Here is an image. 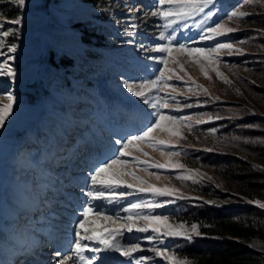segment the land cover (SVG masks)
<instances>
[{"label": "rangeland", "instance_id": "obj_1", "mask_svg": "<svg viewBox=\"0 0 264 264\" xmlns=\"http://www.w3.org/2000/svg\"><path fill=\"white\" fill-rule=\"evenodd\" d=\"M220 1L215 0L212 10L216 15L210 19L205 20L202 13L165 29L162 27L165 21L151 15L157 10L155 0H28L27 6L19 10L0 0V4L7 5L4 12L0 11V23H4L0 32L19 29L15 36L0 35V53L3 54L0 64L7 62L17 73L14 82L0 76V104L8 103L7 92L17 97L12 115L5 128L0 129V264H42L50 260L57 264L56 251L71 255L74 213L85 207L87 201L81 192V189L87 190L86 177L100 160L111 155L108 148L112 141L141 127L151 111L123 85L125 81L138 84L141 79L155 78L156 69L161 65L149 57L161 55L154 51L160 43H165L159 40L160 32L173 35V44L211 48L219 41L232 43L244 51L243 54H220L217 67L230 84L224 83L210 68L211 79L206 78L200 64L193 62L195 57L173 51L172 56L178 63L170 59L169 68L175 69L183 81H170L177 90L172 92L168 88L160 95L169 96L170 105L180 109L171 114L190 117L191 130L179 123L175 125L186 139L169 138L166 132L159 133L160 139L178 145L173 150L179 151V156L169 157L167 150L162 155L160 148L147 144L132 146L133 155L141 160L164 163L170 159L177 167L144 171L143 165L133 164L131 170L156 188L174 189L188 200L212 202L210 204L216 207L225 208L241 201L264 202V34L261 33L264 30V0L243 7H240L242 0L233 5L225 0L222 2L224 8L219 6ZM237 8L251 15L227 20L226 14ZM20 15L24 17L21 26L6 22ZM216 21L238 30L215 40H202L203 30ZM83 28L88 29L92 41H82L80 30ZM12 45L17 48L15 53L9 52ZM89 49L92 50L88 52ZM6 56L15 59L6 61ZM64 58H70L73 65L65 66ZM201 63L208 67L206 61ZM180 65L184 71H180ZM196 85H202L208 94ZM189 88L192 90L188 91ZM25 92L31 94L24 96ZM173 95L179 105L170 99ZM126 97L136 99L145 112L137 111L122 121L115 106H121ZM185 103L193 107L184 108ZM217 116L222 119H215ZM200 119L205 122L196 123ZM163 123L169 124L168 121ZM211 129H216L214 135ZM89 139L98 146L92 149L94 144L88 141L86 147L89 149H83L81 144ZM77 148L82 152L78 153ZM208 148L213 151H205ZM144 152L148 155H143ZM80 155L79 161L88 165L76 167L81 170L76 171L75 177L66 166L62 167L68 170L67 174L58 173L61 168L57 164L65 162L62 157L79 158ZM226 155L238 160L215 162ZM189 169L202 174L197 177L199 183L177 178L186 175ZM152 172L159 179L149 175ZM56 177L62 181L54 184ZM72 179L73 184L69 182ZM126 179L140 186L131 176ZM52 185L56 191L61 190L60 196L54 195ZM161 198L152 193L134 192L115 203L104 202L101 211L120 217L116 225L92 214L89 220L95 223L85 227L95 228L96 235L106 233L124 224L128 213L123 209L130 203H162ZM170 198L180 199L175 193ZM134 211L143 215L154 213V209L147 208ZM167 217V222L160 224L161 232L167 226L181 223L186 227L202 225ZM144 223L137 222L138 226ZM157 226L149 224L150 230ZM149 234L125 231L123 240L140 243L143 252L135 255L152 257L142 264H170L150 251L154 245H161L146 240ZM48 239L51 243H46ZM39 241H42L41 247L33 249L32 245ZM11 248L15 250L9 255ZM26 252V260L24 257L19 261ZM90 255L88 251L84 253L85 257ZM11 256L13 259L17 256L15 263ZM108 256L109 264H135L134 260L128 261L119 253Z\"/></svg>", "mask_w": 264, "mask_h": 264}, {"label": "snow or ice", "instance_id": "obj_2", "mask_svg": "<svg viewBox=\"0 0 264 264\" xmlns=\"http://www.w3.org/2000/svg\"><path fill=\"white\" fill-rule=\"evenodd\" d=\"M5 2L11 3L16 6L17 9H23L27 6L28 0H5ZM253 3H261V0H242L243 5H251ZM215 0H155L156 11L151 13L152 16L161 18L165 21L162 25L167 29L173 27L180 21H185L194 16L204 14L205 20L210 19L216 15L214 8ZM209 9L208 11H205ZM227 20L240 19L251 15L246 11H240L239 8L227 13ZM24 17L22 15L16 18L7 20V23L12 25L21 26L23 24ZM203 24L204 21H201ZM135 27V25H133ZM4 28V23H0V29ZM18 28L4 30L0 32V35L5 37L9 35H17ZM237 28L227 27L224 22L216 21L213 26H208L201 33L202 40H215L218 37L225 36L228 33L237 31ZM264 34V30H261ZM159 40L165 43H160L154 51L160 53L158 57H149V59L157 60L161 65L155 72L154 79H141L138 84L134 82L125 81L123 87L132 96L139 98L143 105L151 109L147 114V119L143 125L137 128L134 132L122 134L119 139L112 141L108 151L111 152L110 156L100 160L95 167H93L88 176L86 177L87 190L81 189V192L87 197L86 206L78 212L74 213L76 216L75 221L72 223V232L74 235V247L71 248V255H62L60 251H56L54 255L58 257L57 264H77L82 261L84 264H109V253H119L122 257H125L128 261H135V264H142L143 261L152 260L148 255H135L142 253L143 249L138 241H124L123 236L125 231L129 234L133 232L137 233H150L145 237L149 242L157 241L161 246H153L152 251L156 256L163 257L165 260L170 261V264H189L186 259L177 258L175 251H170L163 245V240L168 237H184L191 241L193 234L196 236L201 235L199 231V225L192 224L190 227H186L183 223L176 226H167L163 232H161V222H167L168 217L163 215H143L140 212L134 210L147 208L149 210L163 207V204L158 201L152 202H133L123 209L125 213H128L125 222L121 226L112 227L110 231L96 235L95 228H86L88 224H94L95 221H90L89 216L95 214L100 220H106L111 224L116 225L117 220L120 217H113L106 215L101 208L104 202L109 204L115 203L118 199L132 195L136 193H152L158 197H170L174 193L178 195L180 199H186L183 194H179L177 190L164 188H156L155 185L148 182L141 176H138L134 170H131V166L143 165L144 171L148 169H166L169 167H177L170 159L164 163L153 162L149 163L146 160H141L139 156L133 155L132 146L138 144H147L154 148H160L161 154L164 155L167 150L169 157L179 156V151H174L178 145H173L170 141H165L159 138V133L166 132L169 138L175 137L177 139H186L182 132L175 125L179 123L181 127H187L191 130L190 117L176 116L171 114L173 111H179L178 107H174L169 103V96H162L160 93L166 89L171 88L172 92L177 89L174 85L170 84V81H183V77L173 69L169 68V60L171 59L174 64L178 63V60L172 56L173 51L177 53H184L189 57H195L194 63L200 64V69L203 75L211 79L208 74L209 68L214 71L216 75L226 84H230L231 81L220 72L217 64L220 60V54L226 52L228 55L243 54V48L235 47L232 43H225L217 41L211 48L196 47L192 48L184 43L173 44L175 37L171 34L166 35L165 32L159 33ZM17 50L15 45L9 48V52L15 53ZM0 55H3L0 53ZM14 56H6L7 60H14ZM206 61L208 67L201 61ZM180 71H184L183 65H180ZM188 75L187 72L184 73ZM15 69L7 62L0 64V76L10 78L11 81L16 79ZM254 83V82H253ZM198 89H202L205 94H208L207 89H203L202 85H196ZM192 89L189 88L188 91ZM238 91V90H237ZM8 103L0 104V129H4L6 121L13 113V107L16 104L17 97L12 92L6 93ZM176 105H179V101L173 95L170 97ZM187 99V97H186ZM215 99H219L216 97ZM184 108L193 107L190 103H185ZM165 110H168L167 112ZM207 115V114H205ZM209 119H212L209 116ZM215 119H222V117H215ZM164 121H168L169 124H164ZM203 119L197 120L196 123H204ZM216 129H211L210 133L215 134ZM139 150V149H137ZM205 151H213L208 148ZM143 155L147 156L146 152ZM183 168V165H179ZM187 174L177 177L178 179L186 180L191 179L193 183H199L198 176L202 175L198 170H186ZM149 175L159 176L152 172ZM131 176L134 181L139 182V187H136L133 183L127 181V177ZM122 189V190H120ZM120 190V191H117ZM98 202V203H94ZM168 203L173 201L169 200ZM212 203V202H209ZM248 203H255L259 208L264 209V202L259 200L248 201ZM139 220L144 221L143 226H138ZM149 224H156L157 227L149 228ZM159 235H156L158 234ZM88 242V243H86ZM96 246H92V244ZM88 251L90 256L85 257L84 253Z\"/></svg>", "mask_w": 264, "mask_h": 264}, {"label": "trees", "instance_id": "obj_3", "mask_svg": "<svg viewBox=\"0 0 264 264\" xmlns=\"http://www.w3.org/2000/svg\"><path fill=\"white\" fill-rule=\"evenodd\" d=\"M230 1L233 5L237 0ZM222 2L225 0L218 3L224 8ZM5 6L1 3L0 11L4 12ZM80 31L82 41H92L88 29ZM63 63L65 66L73 65L70 58H64ZM30 94L25 92L24 96ZM222 158L215 162L222 164L223 161L238 160L227 155ZM169 200L173 202L168 203ZM160 201H163V207L155 208L152 215L178 217L189 224L200 222L209 225H201V235H193L191 241L184 237L163 240V245L175 251L177 258L186 259L189 264H264V209L255 203L241 201L237 205L221 208L203 200L175 201L162 197Z\"/></svg>", "mask_w": 264, "mask_h": 264}, {"label": "bare ground", "instance_id": "obj_4", "mask_svg": "<svg viewBox=\"0 0 264 264\" xmlns=\"http://www.w3.org/2000/svg\"><path fill=\"white\" fill-rule=\"evenodd\" d=\"M92 143H93L94 146H95L94 141H92ZM81 148H82V147H81ZM83 149H89V148H87L86 145H84V146H83ZM77 151H78V153H79V152H82V150H80V149H78V148H77ZM82 155H83V154H82ZM73 157H74V156H73ZM74 158H75V157H74ZM80 158H81V155H80L79 158H75V161H76V162H75V163H72L71 165H70V163H69V162L71 161V159H69V158H68V159H65V163L62 164V166H67L66 164H68V169H71V168H74V167L80 166V164L78 163L79 160H80ZM76 170H77V171H80L81 169H76ZM64 172L67 174L66 171H64ZM64 172H63V173H64ZM62 176H63V175H62ZM72 181H73V179L70 180L69 182L73 184ZM54 183H55V182H54ZM67 183H68V182H67ZM74 184H75V183H74ZM41 243H42V241H39L38 243L33 244V245H32V248H33V249H34V248L37 249L39 246L41 247ZM42 245H45V244H42ZM16 251H17V249H16ZM17 252H18V251H17ZM18 253H19V252H18ZM22 253H23V252H22ZM25 256H28V255H27V252L24 253V254H23V257H20L18 260H19V261H20V260H21V261L24 260L23 258H24ZM50 257L53 258V256H50ZM16 258H17V257H16ZM16 258L14 259V263H15V261H16ZM51 258H49V259H51ZM25 260H26V257H25ZM51 261H52V260H50V262H51ZM50 262H48V263H42V264H52V263H50ZM27 264H34V263L31 262V263H27ZM35 264H40V263H35Z\"/></svg>", "mask_w": 264, "mask_h": 264}]
</instances>
